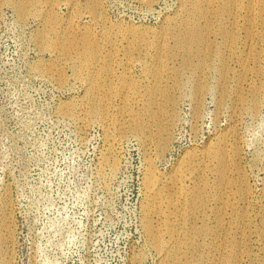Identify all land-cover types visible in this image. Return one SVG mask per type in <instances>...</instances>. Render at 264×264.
Listing matches in <instances>:
<instances>
[{"label": "rangeland", "instance_id": "374dc122", "mask_svg": "<svg viewBox=\"0 0 264 264\" xmlns=\"http://www.w3.org/2000/svg\"><path fill=\"white\" fill-rule=\"evenodd\" d=\"M261 1L0 0V264H167L145 225L148 160L170 178L168 190L184 170L183 189L205 193L187 223L206 233L181 264L218 262L223 199L235 210L233 220L225 215L226 242L241 247L223 263L264 264ZM190 16L217 27L188 58L181 37ZM239 87L247 99L260 90L257 108L242 103ZM222 141L237 162L223 188L218 163L202 166Z\"/></svg>", "mask_w": 264, "mask_h": 264}, {"label": "bare ground", "instance_id": "6f19581e", "mask_svg": "<svg viewBox=\"0 0 264 264\" xmlns=\"http://www.w3.org/2000/svg\"><path fill=\"white\" fill-rule=\"evenodd\" d=\"M250 13H251L250 17L256 16V12H255L254 8H250ZM259 14L261 17L262 24L264 26V0H262L260 2ZM195 18L190 16L189 22H187L185 29H184V32L182 33L183 37H181L183 39V46H185L184 49H185V52H186V55L188 58L193 56L195 53L193 50H187V49L192 48L195 44L203 42L205 40V38H207L213 30L216 31L215 28L217 27V25L215 27H213L209 23H207L205 25H200L199 21H196ZM252 22H253V20H251L250 23L247 25V27H248L247 30H248L249 36H251L253 31L255 30V26L253 25ZM218 28H220V26H218ZM262 33L264 35V32H262ZM229 37L233 38L232 35H230ZM78 41H79L78 39L71 40V42H70L71 46H75V43ZM82 41L86 45L87 48H90V40L88 38H84ZM94 51L95 50H93L92 52H94ZM228 74H229V69L225 68L223 70L224 77L226 78V75H228ZM158 89H159V84L157 83L155 90H158ZM238 90H241L238 93L241 96V100H242L243 104L248 103V105L250 107H253L254 109L258 107V105L260 103V90L257 87H254L251 89V94L249 93L250 95H249L248 99H247V96L244 97L245 95L244 96L242 95V90H243L242 87H239ZM197 95H199V94H197ZM94 108L97 109V104H93V109ZM96 109L94 110L95 114L97 113ZM99 113L101 116H104V119L107 118L106 112L104 110L101 109V111H99ZM173 114H174L173 112L170 113V119L172 117H174ZM138 120L139 119H136L133 122V124L131 125V128L133 129V131H135L137 133H141V131H143V129H144V126H143L142 122L138 121ZM161 127L162 128L160 129V132H159V135L157 138V148L160 151L165 148V146L167 144V139H168V132H167L168 126L163 123L161 125ZM237 154L238 153L236 152V156H235L236 158H237ZM229 156H230V152H229L228 146L222 141L221 143H219V145L215 146L213 149H207L205 151V154H204L203 160H202V166L204 168H207V167L210 168L211 166L213 167V161H216L218 163L216 171L218 173L220 186L222 188L229 185L230 183H232L230 180V173L232 172V170L235 169L236 164H237L236 161L230 162L228 160ZM151 159H153V158H151ZM148 161H149V163H148L147 169H145L146 170V176H145L146 177V180H145L146 192H145V194H147L146 196L148 197V199H147L148 200V202H147L148 206H146V208H145L146 209V212H145L146 213V217H145L146 224L145 225L147 228L146 230L149 234L150 240L157 247L162 246L165 248L164 249L165 251H163V252H164L165 256L169 257V259H167V261H168L167 264H181V263H183L184 254H186L188 252L195 253V252L200 250L199 249L200 248V242H198L199 240H197V237L199 238L200 235L206 233V228H200L198 226H193V227L188 226V223H187V220L189 221L191 217L195 216L196 214L198 215L202 212V210L205 206V198H206L205 193H204V190L200 189V188L194 189L190 192H188V190H187L188 188L183 189L186 187H183L184 183L182 184V177L185 174L184 170L182 168H181V170H183V172H180V173L176 172V175L171 177V180L174 184L173 187H175L176 190L175 189L168 190L166 187H164L165 186V184H164L165 178L168 176L163 175L164 173L158 172L157 167H156L153 160H148ZM189 163H192V162H189ZM185 164H188V163H185ZM112 165H113V167H117L118 162L116 159L113 160ZM189 166H192V165L190 164ZM189 168H191V167H189ZM188 169L186 170V172L188 171ZM171 180H170V182H171ZM242 183H244V182H242ZM226 188H224V190ZM241 191H243L241 194L242 197H246L247 196V192H246L247 190L245 188V185H243L241 187ZM164 205H166V207ZM180 211H181L180 214L182 215V218L173 217L175 219L174 220L172 219L173 221H170L169 215L172 214V215L178 216V212H180ZM219 211H220L219 217H218L219 221L217 223V229H216V231L214 230V233L216 235V241L219 242L221 240H224V243H221L219 245V251L220 252H219V256H218V262L215 264H224L223 263L224 259L226 261L225 252L231 251L235 254V257H237V252H239V248H241V247H238L237 245H231V244H228L226 242L228 239L227 231L229 229L228 226L231 224V223L229 224L231 218L226 219L225 215H230L231 214L230 212L232 211L233 215H231V217L233 220L234 219V212H235L233 204L230 203L229 199H226V200L223 199V205ZM155 214L162 217L161 220L167 222L166 225H164V224L163 225L167 228L168 234L170 236L169 239H167V240L164 239L163 235L161 234L162 229L159 228L155 224V222H154V220H156V219H154ZM184 218L186 221L184 220ZM159 220H160V218H159ZM159 220H158V222H159ZM242 220H241L242 223L246 222L245 217L242 218ZM184 221H185V223H184ZM158 222H157V224H158ZM183 230L185 231L184 232L185 234L183 233L184 236L182 235ZM263 233H264V231H263ZM229 245H231V246H229ZM235 257H234V259L228 260V261H230V262L235 261V260L238 261V258L235 259ZM186 261H185V263H186ZM229 264H241V263L235 262V263H229Z\"/></svg>", "mask_w": 264, "mask_h": 264}]
</instances>
